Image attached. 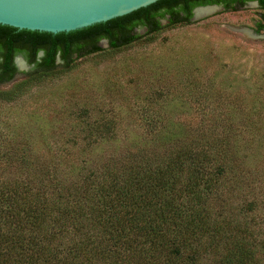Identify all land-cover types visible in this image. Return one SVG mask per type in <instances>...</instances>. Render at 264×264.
<instances>
[{
	"label": "trees",
	"instance_id": "trees-1",
	"mask_svg": "<svg viewBox=\"0 0 264 264\" xmlns=\"http://www.w3.org/2000/svg\"><path fill=\"white\" fill-rule=\"evenodd\" d=\"M180 1L55 35L0 25V264H264V86L244 107L210 96L212 87L199 79L206 71L190 62L156 65L162 87L181 75L178 85L194 108H170L179 94L169 90L134 97L129 119L144 142L95 155L91 142L76 141L87 110L64 108L50 159L35 151L36 137L12 142L24 135L25 108H37L32 98L47 79L60 80L85 58L149 48L166 32L198 23L176 7ZM232 2L227 11L244 5ZM254 30L264 32L263 17ZM18 55L33 67L14 82ZM144 71L137 79L148 77ZM113 91L104 87L106 97ZM104 115L114 119L102 117L90 129L88 138L98 134L92 143L129 138L121 114Z\"/></svg>",
	"mask_w": 264,
	"mask_h": 264
},
{
	"label": "rangeland",
	"instance_id": "rangeland-1",
	"mask_svg": "<svg viewBox=\"0 0 264 264\" xmlns=\"http://www.w3.org/2000/svg\"><path fill=\"white\" fill-rule=\"evenodd\" d=\"M259 14L257 8L252 5L241 10L223 11L192 22H198L196 24L181 28L178 26L163 34L161 40L149 48H128L127 52L119 56L111 54L108 57L80 60L76 69L63 75L60 80L51 78L44 82V87L32 98L39 100L37 108L33 109V104L30 105L32 109L25 108L28 119L24 135L13 139L10 137L12 142L24 139L26 134L36 137L35 151L42 149L39 153L41 157L50 159L54 153L52 142L55 137H61V126H64L60 120L55 119L64 109L75 111L74 113L87 110L86 124L83 125L85 127L81 129L76 141L81 144L91 142L90 147L95 155L109 153L115 147L120 151L133 141L144 142L145 138L143 139L134 127L137 122L129 119L128 111L134 107V97H145L148 95L146 93L169 90L172 96L179 94V100L173 101L176 103L170 105V108L181 107L180 109L185 110V113L194 108L184 97L187 92L185 85L182 86L183 88L178 85L181 75L169 76L163 87L159 85L161 76L153 75L156 72L154 69L156 65H160L159 69L162 70L165 68L162 65L171 66L179 61L190 62L191 65L206 71L199 79L212 87V90L207 91L211 93L210 96H220L221 99L225 98L226 102L231 100L235 105L238 102L240 106L248 107L252 100L251 95H256L258 88L264 86V32L257 34L253 31L255 21L259 20ZM166 19L161 20L162 25L167 24ZM247 29L258 37L250 36ZM136 32L143 34L145 29H138ZM100 45L107 47L102 42ZM142 69L148 77H141L139 80L137 77ZM23 78L24 76L19 75L14 82ZM12 83L3 86V89H8ZM109 84L113 85L114 91L106 97L104 87ZM65 96L68 98L67 101L72 98L66 108L60 103ZM261 101L264 102L262 94L258 99V102ZM113 112L121 114L124 126L130 129L129 138H119L113 143L105 142L100 145L92 143V139L98 134L94 133V136L91 134L92 136L88 138L90 129L93 130L101 125L99 123L102 117L114 119L104 115V113L111 114L113 117ZM172 113L174 115V112ZM7 114L6 112L5 115ZM5 115L4 117L7 118L8 116ZM14 122H11L12 130L17 125ZM52 131L56 133L53 134ZM41 135H43L42 139L39 138Z\"/></svg>",
	"mask_w": 264,
	"mask_h": 264
},
{
	"label": "water",
	"instance_id": "water-1",
	"mask_svg": "<svg viewBox=\"0 0 264 264\" xmlns=\"http://www.w3.org/2000/svg\"><path fill=\"white\" fill-rule=\"evenodd\" d=\"M158 1L160 0H0V25L54 35L69 33L126 16ZM205 8L212 10L202 17H196V10ZM217 10V6L198 7L194 9L193 21ZM247 31L250 36L258 37L251 30ZM102 43L107 45L106 40ZM39 57H42V53ZM15 61L20 70L31 68L22 57H17Z\"/></svg>",
	"mask_w": 264,
	"mask_h": 264
},
{
	"label": "flooded vegetation",
	"instance_id": "flooded-vegetation-1",
	"mask_svg": "<svg viewBox=\"0 0 264 264\" xmlns=\"http://www.w3.org/2000/svg\"><path fill=\"white\" fill-rule=\"evenodd\" d=\"M202 1H205V2H210V1H219L218 3H212V4H207V5H198L199 2H202ZM233 0H182L180 1L178 4H177V8H181L183 9V11L185 13H190L191 14V17H190V21L191 22H194L193 21V17H194V9L198 8V7H204V6H217L219 7V10L215 11L214 13H212L211 15L214 16L213 14H218V13H221L223 11H227L228 9H234V5H235V2H232ZM242 2L244 3V5L240 6L237 8V10H241V9H244V8H247L249 6H254L255 8H257V10L259 11V20L258 21H255V24H257L261 18L263 17L264 18V0H242ZM233 4V5H232ZM196 5V6H195ZM228 5V6H227ZM229 5H232L231 8H228L230 7ZM237 7V6H236ZM176 8V9H177ZM217 12V13H216ZM183 13V12H182ZM169 16H166V18H168ZM200 20V19H199ZM138 29H144V28H136L135 30L137 31ZM255 32V30H253ZM256 33V32H255ZM103 41V40H102ZM101 41V42H102ZM100 42V43H101ZM41 53V52H40ZM39 53V54H40ZM39 54L37 55L38 59H40L41 57H39ZM17 57H22L24 59L23 56L21 55H18L16 57H14L13 59V64L14 66L16 67V70L18 72V75H21V73H25L24 70H20L19 67L17 66V63H16V58ZM25 60V59H24ZM26 61V60H25ZM27 62V61H26ZM28 64V63H27ZM29 65V64H28ZM32 69L33 65H29ZM30 69V70H31Z\"/></svg>",
	"mask_w": 264,
	"mask_h": 264
},
{
	"label": "bare ground",
	"instance_id": "bare-ground-1",
	"mask_svg": "<svg viewBox=\"0 0 264 264\" xmlns=\"http://www.w3.org/2000/svg\"><path fill=\"white\" fill-rule=\"evenodd\" d=\"M211 10H212V9H210V8L199 9V10H196L195 15H196V17L199 18V17H202V16H204V15L210 13ZM247 34H248V33H247ZM20 66L23 67V66H22V63H20Z\"/></svg>",
	"mask_w": 264,
	"mask_h": 264
}]
</instances>
